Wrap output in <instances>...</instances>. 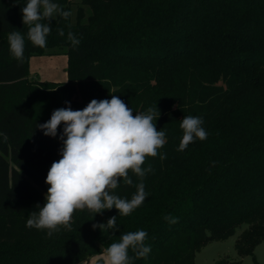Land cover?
Returning <instances> with one entry per match:
<instances>
[{
  "label": "trees",
  "instance_id": "obj_1",
  "mask_svg": "<svg viewBox=\"0 0 264 264\" xmlns=\"http://www.w3.org/2000/svg\"><path fill=\"white\" fill-rule=\"evenodd\" d=\"M52 2L71 15L42 21L51 31L40 48L22 23L26 0H0V250L22 247L0 253V264H76L138 230L151 250L136 257L129 249L131 264H194L208 239L241 224L235 249L253 254L264 239V0H79L74 16L71 0ZM13 31L25 40L22 60L9 51ZM54 47L67 56L66 79H29L31 56ZM113 95L133 115L155 109L153 123L165 132L157 156L142 165L153 169L142 180L144 202L127 216L76 210L70 227L51 235L26 227L45 202V177L63 146V123L56 137L36 126L56 109L82 110ZM185 116L202 118L208 135L177 151ZM129 177L132 185L121 179L112 194L130 200L141 178ZM112 216L117 229L93 227Z\"/></svg>",
  "mask_w": 264,
  "mask_h": 264
},
{
  "label": "clouds",
  "instance_id": "obj_2",
  "mask_svg": "<svg viewBox=\"0 0 264 264\" xmlns=\"http://www.w3.org/2000/svg\"><path fill=\"white\" fill-rule=\"evenodd\" d=\"M21 12L22 23L28 26V40L40 48L46 46V37L51 31L49 24L42 21H51L56 15L67 19L71 15L52 0H26ZM57 31L60 36L64 35L63 29ZM67 38L73 47L80 43L72 32H68ZM7 39L10 54L22 60L24 37L19 31H13ZM158 115L152 108L146 113L133 115L132 109L115 95L111 99H92L82 110L70 107L54 110L49 120L36 127L44 135L56 137L58 127L63 123L61 158L48 169L45 183L49 187L44 194L45 202L42 207L37 204L36 210L31 211L26 227L47 229L51 235L60 226L70 227L76 210L87 209L97 214L115 208L119 215L127 216L139 207L147 196L143 177L153 171L151 166L142 168V165L146 157L157 156L158 149L166 142L165 132L158 130L153 123ZM202 123L200 117L182 118L180 128L183 135L177 151L185 150L195 139L207 138ZM129 172L141 178L130 200L111 192L119 187L121 179L132 185ZM165 219L176 222L167 216ZM93 227L117 229L116 216ZM146 237L144 230L123 234L119 242L111 243L105 250L104 264H131L129 249L136 257H145L151 250L144 244Z\"/></svg>",
  "mask_w": 264,
  "mask_h": 264
},
{
  "label": "rangeland",
  "instance_id": "obj_3",
  "mask_svg": "<svg viewBox=\"0 0 264 264\" xmlns=\"http://www.w3.org/2000/svg\"><path fill=\"white\" fill-rule=\"evenodd\" d=\"M79 0H71L72 15L74 16L77 3ZM55 50V53H48L36 55L29 63V79L42 82L44 80H51L60 82L66 79L67 56L62 52L61 48L54 47L50 49ZM246 226L241 224L236 227L235 232L223 239L210 238L208 239L196 252L193 258L194 264H217V260L222 257L239 258L241 264H264V239L258 241L253 249V254H238L235 249V240L240 231ZM19 246H11L0 250V253L12 255L17 253ZM105 250L96 255H92L86 259L81 260L76 264H104L103 259L101 263L97 262L99 257H103Z\"/></svg>",
  "mask_w": 264,
  "mask_h": 264
},
{
  "label": "crops",
  "instance_id": "obj_4",
  "mask_svg": "<svg viewBox=\"0 0 264 264\" xmlns=\"http://www.w3.org/2000/svg\"><path fill=\"white\" fill-rule=\"evenodd\" d=\"M35 56H36V55L31 56L29 63L31 62V60H32Z\"/></svg>",
  "mask_w": 264,
  "mask_h": 264
},
{
  "label": "water",
  "instance_id": "obj_5",
  "mask_svg": "<svg viewBox=\"0 0 264 264\" xmlns=\"http://www.w3.org/2000/svg\"><path fill=\"white\" fill-rule=\"evenodd\" d=\"M80 262H82V261H80Z\"/></svg>",
  "mask_w": 264,
  "mask_h": 264
}]
</instances>
